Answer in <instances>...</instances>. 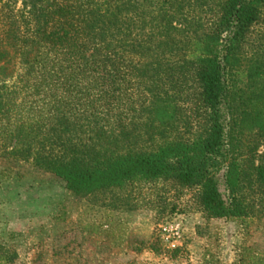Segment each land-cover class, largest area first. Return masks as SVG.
<instances>
[{
	"label": "trees",
	"instance_id": "16d2710c",
	"mask_svg": "<svg viewBox=\"0 0 264 264\" xmlns=\"http://www.w3.org/2000/svg\"><path fill=\"white\" fill-rule=\"evenodd\" d=\"M263 17L264 0H0L1 149L77 195L163 182L209 217L247 218L264 53L243 47ZM187 103L202 122L184 139Z\"/></svg>",
	"mask_w": 264,
	"mask_h": 264
},
{
	"label": "rangeland",
	"instance_id": "374dc122",
	"mask_svg": "<svg viewBox=\"0 0 264 264\" xmlns=\"http://www.w3.org/2000/svg\"><path fill=\"white\" fill-rule=\"evenodd\" d=\"M243 49L249 56L264 53V17ZM182 106L183 119L174 132L188 139L199 131L202 120L193 103ZM142 120H135V125ZM255 134L244 138L248 172L264 160V139ZM152 139L145 135L138 142L150 148ZM1 147L0 264H261L259 259L264 260V188L252 173L242 191L248 217L213 218L201 211L195 191L163 182L77 195L55 174L4 153ZM177 224L180 238L173 234Z\"/></svg>",
	"mask_w": 264,
	"mask_h": 264
},
{
	"label": "built area",
	"instance_id": "2783aa9c",
	"mask_svg": "<svg viewBox=\"0 0 264 264\" xmlns=\"http://www.w3.org/2000/svg\"><path fill=\"white\" fill-rule=\"evenodd\" d=\"M173 234H174L175 237L177 236V238H180V237H181V233H180V224H177V225H176Z\"/></svg>",
	"mask_w": 264,
	"mask_h": 264
}]
</instances>
